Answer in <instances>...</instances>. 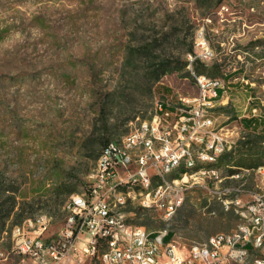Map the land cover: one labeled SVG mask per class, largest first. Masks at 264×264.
Segmentation results:
<instances>
[{
	"label": "rangeland",
	"instance_id": "obj_1",
	"mask_svg": "<svg viewBox=\"0 0 264 264\" xmlns=\"http://www.w3.org/2000/svg\"><path fill=\"white\" fill-rule=\"evenodd\" d=\"M202 37L214 58L204 64L205 75L195 63L189 71L225 79L221 104L214 102L210 115L224 134L240 130L233 161L228 154L217 165L224 181L189 189L169 220L137 203L122 210L126 222L173 232L191 250L245 220L225 204L239 190L245 201L257 172L231 180L237 174L231 169L264 168V157L259 164L245 154L264 147V0H0V181L9 190L0 215V264L21 262L12 233L28 218L50 219L45 238L59 233L66 206L87 190L107 143L128 135L137 118L152 120L159 103L180 108L182 98L198 97L187 68L159 82L155 77L158 65L181 68L190 53L199 54ZM252 117L263 123L245 131L242 123ZM57 191L65 203L51 207ZM14 196L19 205L6 218Z\"/></svg>",
	"mask_w": 264,
	"mask_h": 264
},
{
	"label": "built area",
	"instance_id": "obj_2",
	"mask_svg": "<svg viewBox=\"0 0 264 264\" xmlns=\"http://www.w3.org/2000/svg\"><path fill=\"white\" fill-rule=\"evenodd\" d=\"M200 53L187 56L189 62L207 64L214 58L204 37L197 44ZM225 89L224 84H217ZM197 98L181 99L180 108H164L159 103L152 120H140L131 132L120 141L109 142L102 150L99 165L101 178L89 176L87 190L74 195L67 207V218L59 233L45 238L50 219L28 218L12 233L13 251L21 257L19 264H264V170H246L236 177L257 172L255 188L243 191L246 200L237 197L226 202L237 212L252 219L259 238L250 239L245 227L244 236L228 238L210 237L199 245V250L167 241L168 233L151 238L149 245H142L145 227L126 222L122 211L130 204H139L146 210L158 211L166 220L180 208V195L189 189H207V182H223L220 174L207 170L182 173L177 193H170L161 185V177L170 172L174 162L196 161V155L224 157L237 146L235 135L220 134L217 120L205 121V114H214L210 102L213 86L201 82ZM193 104V105H192ZM254 111V110H253ZM227 126V125H224ZM122 145L141 147V154H121ZM125 187H132V194H125Z\"/></svg>",
	"mask_w": 264,
	"mask_h": 264
},
{
	"label": "bare ground",
	"instance_id": "obj_3",
	"mask_svg": "<svg viewBox=\"0 0 264 264\" xmlns=\"http://www.w3.org/2000/svg\"><path fill=\"white\" fill-rule=\"evenodd\" d=\"M193 63L195 62H189V65L192 66ZM196 77L199 78V80L196 81L198 89L201 88V82L204 83L205 86H213L214 93L210 94V102H216L221 96L220 91H224L223 87L217 84H224L225 79H210L205 76H196ZM205 121H214V118L210 114H205ZM222 131L223 129H220V134H224ZM121 154L127 156H135L137 154H141V147H133L132 145H122ZM221 158L222 157H215V156L203 157V155H196V161H189L188 164L187 162H174V164L170 165V172L164 173L162 175L161 185L167 186V188L170 189V193H177L176 184H178L179 180L182 179V173L195 172V170H207V172H210V174H220L217 165ZM97 165H99V160ZM259 170H264V168H260ZM246 176L248 177L249 175ZM246 176L236 177L235 174L228 179L241 180ZM92 178H101V171H95ZM212 184H214V182H207L208 190L210 185ZM125 194H132V187H125ZM182 203H183V194L180 195V207ZM45 217L46 216H40L37 219H45ZM240 226L245 227L246 233L247 235H249L250 239L259 238V229H255V223L253 222L252 219H247L245 217L244 222ZM233 236H244V229H236L232 233L218 234L213 237L228 238ZM151 238H160V233L159 234L151 233ZM168 241L175 242L174 239ZM149 242H150V233L142 232V245H149Z\"/></svg>",
	"mask_w": 264,
	"mask_h": 264
},
{
	"label": "trees",
	"instance_id": "obj_4",
	"mask_svg": "<svg viewBox=\"0 0 264 264\" xmlns=\"http://www.w3.org/2000/svg\"><path fill=\"white\" fill-rule=\"evenodd\" d=\"M263 42H257V47L259 46V44H262ZM187 65L188 64H184L181 68H179L178 66H175L173 63H170L168 65H158L157 67V72H156V77H155V81L159 82L161 78H163L164 76L168 75V74H173V73H178L180 71H182L184 68H187ZM201 69V70H200ZM203 69V71H202ZM194 70L196 71V73H198L199 75H205L204 73L207 72V68L205 67L204 63H202L201 61L197 60L194 64ZM215 71V72H213ZM213 72V73H212ZM208 73H211L212 75H215L216 74V70H209ZM188 75L190 76V73H188ZM212 79H221V78H212ZM221 92V96L223 94V91H220ZM220 96V97H221ZM164 108L165 109H171V110H174L173 109V106L171 107H168L166 104H164ZM255 110V109H254ZM263 123V120L261 118H256V117H252L250 118L249 120H244V122L242 123V126H243V129L245 131H251L253 132V130H255L256 128H258L261 124ZM261 127V126H260ZM262 138H264L262 136ZM261 145L264 144V140L263 141H259ZM108 144V143H107ZM106 144V145H107ZM259 144V145H260ZM105 145V146H106ZM232 153L229 154V158L230 160L229 161H233L234 157L233 155H231ZM246 155L250 156V157H259V164H261V161L264 157V147L262 146H257V147H254L252 150L250 151H247L245 152ZM228 156L225 155L223 158H221L220 160L223 161L225 159V157ZM220 161V163H221ZM242 163L244 164V162L242 161ZM264 166V165H262ZM229 167H234V166H228ZM260 167V166H259ZM258 168V167H257ZM241 169L243 168H237L235 170L231 169L230 173L233 174V173H238L241 171ZM246 169H256V168H246ZM230 174V175H231ZM4 181H0V215L3 213V203L5 201V197H6V193L9 192L8 189L4 188ZM71 193H74V192H71ZM63 196V194L61 192H58L55 194V201L53 203L49 202V204L51 205V207L53 205H58V206H62L64 203H65V200H61V197ZM11 205L9 207V209L7 210L6 212V218H9L12 214H14L16 208L18 207L19 203L17 201V197L14 196L13 198H11ZM34 204H31V208H34ZM27 206H21L20 207V210H21V221L25 219V213H27ZM174 237V233L173 232H169L168 236H167V241L168 240H172Z\"/></svg>",
	"mask_w": 264,
	"mask_h": 264
},
{
	"label": "crops",
	"instance_id": "obj_5",
	"mask_svg": "<svg viewBox=\"0 0 264 264\" xmlns=\"http://www.w3.org/2000/svg\"><path fill=\"white\" fill-rule=\"evenodd\" d=\"M217 104L220 105L221 104V101L218 100Z\"/></svg>",
	"mask_w": 264,
	"mask_h": 264
}]
</instances>
